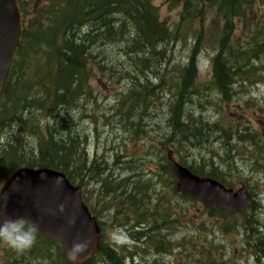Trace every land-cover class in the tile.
Here are the masks:
<instances>
[{"label": "rangeland", "instance_id": "374dc122", "mask_svg": "<svg viewBox=\"0 0 264 264\" xmlns=\"http://www.w3.org/2000/svg\"><path fill=\"white\" fill-rule=\"evenodd\" d=\"M44 1L28 2L27 12L32 14ZM171 1L153 2L159 19L170 28L175 27L181 11V6L171 8ZM242 6L245 13L242 19L235 20L232 48L235 43H242L250 36L243 20L254 29L264 24L262 3H242ZM205 16L202 30L206 41L195 64L198 89L209 82L211 73L207 61L213 56L212 50L218 46L213 40L220 37L222 24L215 11L208 7ZM199 28L198 23L191 27L193 31ZM125 34L122 41L117 43H96L94 55L100 58L103 70H96L88 80L87 95L76 106L61 109L56 118L60 119L59 122L64 121L66 141L72 144L73 152L86 159L85 177L81 181L76 180L77 184L82 185L86 204L102 223L106 221L113 226L117 221L122 224L127 220L132 221L126 226L130 233L135 226H139L136 222L144 212L135 214L134 219L130 216L132 209L124 202L111 203L108 190L118 186L122 191L127 185L125 189L128 194L134 184L147 183L150 189L147 190L148 203L138 209H156L151 211L154 218L142 228L147 234L145 240L142 238L145 247L131 246L129 251L135 254L125 257L126 261L123 262L126 264H264V44L256 51L259 60L254 64L256 74L248 81L239 83L229 79L232 97L227 102H222L221 96L215 92L201 96L207 90L201 88L199 95L184 104L183 122L187 118L197 129L192 136L184 139L179 133L172 136L173 91L163 85L160 90L153 87L159 84L155 75L158 78L164 76L165 84L173 83L178 78L179 71L188 61L194 44L193 37L189 35L184 41L169 46L156 66L158 71L145 69L142 77L136 76L131 57L125 53L127 41L130 43L135 34L130 30ZM157 50L162 51L160 46ZM203 62L207 63L206 69ZM228 67L230 71L235 69L230 65ZM135 84L145 86L149 91L148 102L132 105ZM40 120H44L42 125L46 123L45 118ZM28 134V128L19 131L13 126L4 130L0 136V154L6 149L8 138L13 141L23 139L27 150H36L37 137ZM236 136H240L241 140ZM167 150L174 151L175 158L185 164L193 165L194 162L195 166L201 161L206 166L220 168L235 189L241 184L248 185L254 196V208L243 216L224 218L218 212L210 214L197 201L176 195L174 180L163 168L162 159ZM230 165L232 169L228 168ZM10 171L8 163L0 164V187ZM135 174L139 176L133 177ZM105 179L114 181V184L105 186L109 182ZM135 200L142 201V198L136 195ZM113 231L116 232L107 234L106 240L118 239L115 235L119 228L116 226ZM159 240L171 245L166 255L156 251L164 244ZM36 248L39 246L36 245ZM32 249L19 253L25 260H17L15 264H58L55 258L58 251L54 245H49L47 249L49 257L45 254L44 246L39 253L34 249L31 252ZM10 250L0 244V264H12L13 254L8 253Z\"/></svg>", "mask_w": 264, "mask_h": 264}, {"label": "trees", "instance_id": "16d2710c", "mask_svg": "<svg viewBox=\"0 0 264 264\" xmlns=\"http://www.w3.org/2000/svg\"><path fill=\"white\" fill-rule=\"evenodd\" d=\"M31 1L33 0L24 2L17 0L22 26L0 99V136L4 130H9L13 126L19 131L28 128V136L37 137L35 139L37 148L27 150L23 139L17 138L13 141L8 138L9 142L5 144L6 151L3 150L5 153L2 151L0 154V164L13 163L29 168L55 169L65 173L72 181L82 179L83 173H86L87 162L83 155H76V152H73L72 144L66 141L64 121L55 120L54 115H58L65 107L77 105L78 101L87 95V83L93 73L96 70H103L100 58L94 55L93 47L96 43L120 42L127 30L133 31L135 35L132 36L130 43L127 41L125 53L131 57L136 68V76L142 77L145 69L158 71L156 66L165 56L169 46L184 41L189 35L194 39L195 44L190 50L186 66L179 71L180 75L173 83L165 84L164 76L158 78V75H155V79H159V84L153 87L154 90H160L163 85L173 91L172 136L179 133L186 139L193 135L196 127L187 118L186 122H183L181 116L184 114V104L193 96L199 95L201 88L207 89L201 96L215 90L222 96L221 101L227 102L232 95L229 92V79L231 78L233 82L235 79L244 80L254 72V69L246 68L251 59L249 52L240 47L233 50L229 45L233 28L232 18L241 15L242 3L249 0H172L171 8L181 6L180 18L172 28L159 19L157 8L153 6L155 0H45L40 8L34 10L32 16L26 12L28 2ZM206 7H216L215 14L220 15L225 25L220 31L219 48L212 50L213 56L209 60L210 81L198 89L195 64L196 57L202 51L201 46L206 41L202 30ZM195 23L200 24V28L193 31L191 27ZM214 39L213 41L218 43L217 37ZM159 46L162 51L157 50ZM251 56L255 57L256 54ZM228 65L233 66L237 73L231 75ZM145 81L151 86L148 80ZM133 88L132 105L148 102L149 91L145 86L135 84ZM41 118H46L48 123L42 125ZM49 118L55 120V124L50 122ZM238 138L241 140L240 136ZM180 163L184 165L182 160ZM201 163L199 161V164L194 166L193 162L188 169L200 177L212 178L227 188L233 187L228 183L227 174L220 168ZM228 168L232 169V165ZM112 184L114 181H109L105 186ZM141 184H134L128 194L125 189L127 185L124 184L125 190L122 188V191H119L118 186H114L113 190L109 189L111 203L124 202L132 211L133 207L138 209L139 206L148 203L147 190L150 189ZM136 195L141 197L142 201H136ZM143 212L144 215L138 220L145 224L150 223L146 209L142 210ZM216 212L224 218L233 216L224 211L209 213ZM246 224L247 221L245 226ZM100 226L103 231L102 225ZM156 242L157 240L154 241ZM159 242L164 244L156 251L167 253L171 245L162 240ZM41 245L46 248L47 257L50 256L47 250L49 245H54L58 251L55 257L58 264H66L58 245L47 241ZM122 247L116 245L117 249L113 251L106 244H101L98 255L85 264H124L120 253L126 250ZM17 258H20L18 261L21 262L25 260L18 254V257L11 258L13 264L17 262L15 261Z\"/></svg>", "mask_w": 264, "mask_h": 264}, {"label": "water", "instance_id": "95a60500", "mask_svg": "<svg viewBox=\"0 0 264 264\" xmlns=\"http://www.w3.org/2000/svg\"><path fill=\"white\" fill-rule=\"evenodd\" d=\"M19 36V16L14 0H0V95ZM168 167L177 180L176 191L200 202L209 210L245 213L250 196L245 188L225 189L211 179L199 178L167 155ZM24 216L42 237L60 244L68 264L67 250L75 243L86 247L76 264H83L99 250L100 229L81 199V189L56 171L19 169L0 190V215Z\"/></svg>", "mask_w": 264, "mask_h": 264}, {"label": "clouds", "instance_id": "9594fccd", "mask_svg": "<svg viewBox=\"0 0 264 264\" xmlns=\"http://www.w3.org/2000/svg\"><path fill=\"white\" fill-rule=\"evenodd\" d=\"M37 233L36 224L24 216L0 215V244L16 253H24L31 249L36 242ZM85 247L83 243H75L67 250L66 254L71 264H76Z\"/></svg>", "mask_w": 264, "mask_h": 264}, {"label": "bare ground", "instance_id": "6f19581e", "mask_svg": "<svg viewBox=\"0 0 264 264\" xmlns=\"http://www.w3.org/2000/svg\"><path fill=\"white\" fill-rule=\"evenodd\" d=\"M195 69H196V73H197V68H196V65H195ZM233 71H236L235 69H232V71H230V74H232V72ZM160 95V94H159ZM157 98V97H156ZM172 104V103H171ZM180 104V103H179ZM173 105V104H172ZM175 106H176V104H175ZM178 106V105H177ZM175 108V107H174ZM174 114V113H173ZM177 115V114H176ZM172 116V115H171ZM181 117H183V116H181ZM180 117V118H181ZM175 118V117H174ZM178 121H179V119H178ZM175 130V129H174ZM197 130V129H196ZM136 259V258H135Z\"/></svg>", "mask_w": 264, "mask_h": 264}]
</instances>
